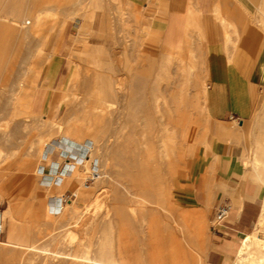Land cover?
Segmentation results:
<instances>
[{"label": "rangeland", "instance_id": "obj_1", "mask_svg": "<svg viewBox=\"0 0 264 264\" xmlns=\"http://www.w3.org/2000/svg\"><path fill=\"white\" fill-rule=\"evenodd\" d=\"M26 1L29 5H34L36 11H40V14L43 15V22L21 38L16 33L7 35L0 32V88H3L0 89V101L4 103L0 106V128L5 127L9 118L6 115L10 112V106L5 103L7 98L11 95L18 97V93L14 94L13 91L9 90L10 83L17 80L18 83H21L26 80V69L31 67L27 53H30L31 49L40 47L44 50L50 44L47 51L41 55L40 59L36 60V66L32 68L42 69L37 89H40L49 78L47 59L52 51L57 53L55 57L60 63L56 71L52 70L54 77H57L55 82L57 89H53L51 93H56L59 89L64 103L58 104L56 114L53 116L51 115L52 105L49 102L45 112L47 118L61 119L69 109L70 112L81 110L82 105L78 101L74 110L73 104L69 106V102L64 100V96L68 92L70 78L74 76L77 69H93L90 67L105 69L106 75L113 74L109 69H121V71H115L113 75H119L118 77L115 76V79L119 81L121 78V84H125L127 90L124 88V93L132 90L127 88L129 83L131 84L129 87L133 84L129 70L140 69L145 74L150 73L149 79L144 82L148 86H146L147 90L145 88L143 90H146L149 95L143 91L145 95L143 100L146 105L145 108L143 107L142 113L140 111L139 116L137 112L134 114L138 108L131 105L130 98L123 97L121 91L120 94L123 96L119 95L121 99L118 97L115 100L116 104L111 106L114 108L112 111L117 109L118 112L115 111V115L117 114L119 122H116L117 118L115 117L117 116H112L114 114L112 112L102 120V125L105 126L104 130L106 128L107 134H105L109 136L107 138L109 145L118 141V149L121 155L122 153L125 155L122 151L126 149L133 152L134 148H128L126 145L131 138L134 144L137 140L142 142L151 138L150 144L148 143L149 151L146 152L153 155L155 153V158L152 156V160L147 159L145 166L158 177V179L155 177L157 195L153 194L154 188L150 181H147L145 185L140 184L142 183L141 177H133L130 174L129 163L125 162L124 159L123 161L122 159H114V163H111L109 167L108 164L100 165V170H98L102 173L104 181L91 177L90 174L93 169L89 168L84 175V185L77 192L72 187L66 188L62 195L57 190L48 191L46 181L51 180V176L54 174H62L66 167V160H73L74 156L65 157L66 160H62L60 166L58 162L56 164L48 163L45 156L42 160H38L39 155L34 140L38 138L41 132L44 130L46 132L48 129L40 128L35 123H30L25 127L23 119L32 120V115L24 113L20 115V120L11 123V126L6 128L7 135L2 138V144H0V211L4 228L0 236V264L34 262L39 261V258L41 261L40 249L33 246H45L49 249H59L75 254L79 258L68 257L69 260L67 258L66 264H77L76 262L81 261L80 255L86 251L89 255L96 256L98 245H104L105 250L114 247V245H116L115 247L121 246L131 256L130 261H135L136 264H226L227 261L228 264H233L236 259V249L248 232L258 231L264 237V230L259 231L258 222L264 205V177L259 171V175L262 174V176L258 175L257 168L254 166L257 140L264 138V129H260V120L264 117V93L258 101L254 115L246 120L241 127H239L238 122L234 124L239 129L235 141L241 147V159L246 169L238 186L221 198L222 200L227 198L230 212L229 216L217 226L218 229L222 230V237L220 238L213 230V219L218 202H206V206L203 207L187 208L176 201L174 195L176 178L186 173L199 146L207 143L215 131L220 128V124L207 115L205 103L201 106V99L196 97L201 87L207 88L208 81L205 65L200 60L204 59L203 55L201 52L193 53L191 51L197 43L187 33L183 36V41H169L162 34L160 25H156L155 20L150 18L142 8L122 0H34V2L33 0H24V2ZM253 1L254 4L250 13L251 22L260 35L264 37V21L260 19L264 14V2L262 3L261 0ZM17 2L12 0L7 4L14 5ZM70 12L77 15L69 14ZM6 19L9 22L13 21L10 18ZM83 23H87L90 31L86 46L82 50L85 56L81 51L74 49V38L78 35L77 32ZM49 37L52 38L50 43ZM7 38H12V41H6ZM202 43L205 45L206 41H202ZM166 45H184L181 52L183 61L181 59L176 60L173 56L170 59L166 53L175 51H167ZM96 48L100 50L97 52ZM166 57H168V61L164 60ZM198 60L203 68L200 67ZM188 63L197 65L194 64L193 66V64L189 65ZM183 65L185 67L181 68ZM156 69L162 74L158 75L161 76L158 82L154 81L156 74L152 75V73L157 72ZM193 70L194 72H191ZM181 72L190 74L183 76ZM192 73L195 74L192 75ZM190 80L191 82H189ZM154 85L159 87L156 89V93L164 95L166 102L171 99L170 103L175 104L172 103L173 97H170L172 94H178L179 97L177 96V98L182 97L181 101L183 102L177 98L180 104L176 102L183 110L175 104L174 107L178 109H172L171 112H167L168 114L157 112L152 106L151 91ZM83 90H76L79 96L83 95ZM176 91H178L177 94L174 93ZM179 93H182L185 98ZM17 97L15 101H17ZM80 99L82 98L80 97ZM96 102L95 98L92 97L91 106L96 105ZM163 109H165V105ZM178 110L185 111L184 113L180 111L185 116L176 112ZM119 112L122 113L121 116H119ZM146 113L151 115L150 118L154 116L150 120L151 123L148 122L150 118L146 116ZM109 116L111 119L108 118ZM183 117L184 122L180 119ZM153 118L156 121L152 120ZM41 119L43 118L41 117ZM166 119L174 122L175 127L177 126V129L174 128L168 132L175 135L171 142L172 149L169 158L159 156L155 150L159 147V138L163 133H166V131L161 130L163 126H160L162 125L161 122ZM97 120H93L95 125ZM144 120H147L148 123ZM27 122L29 121L25 123ZM100 122L101 120H98L97 126H101ZM144 123H147L146 126ZM117 127L119 128L117 129ZM120 127L122 128L120 129ZM126 132L128 134L125 135ZM61 140L63 141L64 138L62 137ZM52 142L54 144L58 141L53 140ZM86 142H88L86 144L92 145L91 141ZM153 145L156 148L153 147V149L151 147ZM47 149H49L48 146ZM110 150H114V148L110 147ZM87 151L85 152L86 155L88 154ZM59 154L64 155V153L55 151L49 160L51 162L58 161ZM97 163L98 161L95 159L94 165L97 166ZM58 166L59 170L57 169ZM53 167L55 171L58 170V173L52 171ZM42 174L43 177H41ZM56 182H61V178H57ZM143 189L144 194L141 192ZM136 196L147 199H144L145 203L136 202L134 199ZM69 205L76 207V213L73 217L72 213L67 210ZM8 208L10 213L4 214ZM237 211L241 213L240 223L235 217ZM118 216L119 218H117ZM119 219H122L120 224ZM245 222L248 223V227ZM111 224L112 228H110ZM239 229L243 232L240 233ZM10 234L13 238L10 237ZM213 239L221 241V252L226 255L220 263H217L213 258H208ZM227 240H231L235 249V253L232 251L231 257L225 251ZM32 252L35 254L32 255ZM39 255L41 256L39 257ZM33 256L36 260L32 258ZM81 263L82 261L78 264Z\"/></svg>", "mask_w": 264, "mask_h": 264}, {"label": "crops", "instance_id": "obj_2", "mask_svg": "<svg viewBox=\"0 0 264 264\" xmlns=\"http://www.w3.org/2000/svg\"><path fill=\"white\" fill-rule=\"evenodd\" d=\"M10 1L12 0H0L1 33H4L3 29L5 27L9 28L14 24L17 18L16 12L19 9H35L34 5L31 6L24 0H16L18 1L16 4L8 5L7 3ZM122 1L142 8L150 18L152 17L155 20L156 25H160L162 34L169 41H183V36L187 33L197 43L196 47H192L191 51L193 53L201 51V55L204 57V65L208 75L205 96L206 113L212 120L220 124V128L215 131V134L207 143L199 146L186 173L176 178L174 181V195L176 201L187 208L203 207L206 206V202L212 201L215 203H228L227 198L223 200L221 198L224 195H228L238 186L245 172V165L241 159V147L235 141L239 129L234 124L238 122L240 124L239 127H241L246 120L254 115L258 101L264 93V37L260 35L251 22L250 13L254 1ZM216 7L218 11L215 10L217 9ZM6 18H10L13 21L9 22ZM221 18L229 22L232 19L231 23L234 24V21H236L235 23L238 25V39L236 40V37L232 38L233 40L235 39L234 46L232 44L228 46L227 42L229 39L227 36L229 31L230 36H233L231 33L232 29L223 25ZM4 19H6V22H4ZM236 24L235 26H237ZM11 34L13 35V32L7 35ZM5 40L12 41V38ZM51 40L52 38L49 37V43ZM202 41H206V44L204 45ZM183 46L166 45V48H168L167 51H183ZM48 47L43 50V53L47 51ZM32 51L33 49L30 50V53ZM30 53H27V56L30 58L31 67H27L30 70L26 73V80L21 83H18V80L12 81L9 90L13 91L14 94L18 93L21 84L25 87L23 97L28 101L32 114L39 115L43 119L58 120L55 117L47 118L45 116L46 106L49 102L52 105L51 115L53 116L56 114L58 104L63 102L59 89L56 93H51L53 89H57L55 85L57 77H54L52 73V70L56 71L60 64L55 57L57 53L52 51L50 53L51 57L49 55L47 59L49 78L40 89L36 87L39 86L42 69H32L37 62ZM14 101L15 98L11 95L5 103L13 109ZM3 104V101H0V106ZM34 105L37 109H35L36 107L34 108ZM6 115L10 117L9 113ZM0 144H2L1 136ZM80 167L81 169H79ZM58 170L55 171L54 167L52 168L55 173H58ZM81 173L82 166L80 164L72 161L67 162L62 174L49 175L51 180H45L48 184L46 187L48 191L57 190L61 195L68 187L74 188L77 192L82 186L79 179ZM41 177H43V174ZM57 178H61V182L57 183ZM207 183L212 186L211 190L207 189V186H209ZM235 217L238 218L240 223L241 213L237 211ZM245 225L249 226L247 222H245ZM213 230L218 237H222L221 229L215 227ZM239 230L240 233L243 232L241 229ZM221 244L220 240L213 239L208 253V258H213L217 263L222 262L226 256L221 252ZM226 246L225 251L231 257L232 251L235 253L231 240H227ZM226 264H228V261Z\"/></svg>", "mask_w": 264, "mask_h": 264}, {"label": "bare ground", "instance_id": "obj_3", "mask_svg": "<svg viewBox=\"0 0 264 264\" xmlns=\"http://www.w3.org/2000/svg\"><path fill=\"white\" fill-rule=\"evenodd\" d=\"M93 1V0H92ZM262 3L264 2L263 0H261ZM264 6V5H263ZM215 7V6H214ZM262 8V6H260ZM217 8V7H216ZM218 11V8L215 9ZM214 10V12H215ZM264 12V11H263ZM218 13V12H217ZM69 14H73V13H69ZM220 14V13H219ZM74 16L77 14H73ZM227 15V14H226ZM16 16L17 18L14 21V24L12 26L5 27L3 29V32L8 34V33H16V35L21 38L23 36H25L26 34L32 32V30H34L39 24H41L43 22V15L40 14V11H36L35 9H19L16 12ZM73 16V17H74ZM219 16V15H218ZM223 16V15H221ZM230 16V15H229ZM226 17V16H225ZM232 17V16H231ZM259 17V16H257ZM264 14L262 16V18L260 17V19L262 21H264ZM222 19V23L223 25H225L226 27H230L232 29V34L233 36H230L229 32H228V39L231 40L232 38L236 37V40L238 39L237 35L239 34V31L237 28L238 25L235 23L236 21H234V24L231 23V21H227L224 18ZM235 24L237 26H235ZM264 25V23H263ZM227 27V28H228ZM264 27V26H263ZM12 31H11V30ZM191 29V28H190ZM196 31V30H195ZM89 28L88 25L86 23H83L80 28L79 31L77 32L78 35L74 38V49L75 50H79L82 53V50L84 49V46H86L87 43V38H88V33H89ZM200 32V31H199ZM227 32V31H226ZM191 34V33H190ZM231 34V35H232ZM196 35V34H195ZM200 35V34H199ZM199 35H197L199 37ZM196 36V37H197ZM202 37V36H201ZM201 39V38H200ZM199 40V39H198ZM197 40V41H198ZM202 40V39H201ZM200 40V41H201ZM228 40V46L229 45H235V39L232 41ZM104 46V45H103ZM195 48V47H194ZM86 49V48H85ZM90 49V47H89ZM197 49V48H196ZM199 49V48H198ZM100 49L96 48V51L98 52ZM73 51V50H72ZM90 51V50H89ZM95 51V52H96ZM196 51V50H194ZM199 51V50H198ZM88 52V51H86ZM85 52V53H86ZM182 51H176L175 52H168L166 53L167 56H169V58L171 59V57H175L176 60L177 59H181L182 58ZM201 52V51H200ZM75 53V52H74ZM197 53V52H195ZM31 56H33L34 60H37L38 58L40 59L41 55L43 54V49L42 48H36L34 49L31 53ZM84 54V52L82 53ZM199 54V53H198ZM203 54V53H202ZM231 54V53H230ZM165 55V54H164ZM83 56V55H82ZM85 56V54H84ZM230 56V55H229ZM228 56V57H229ZM76 57V56H75ZM92 57V56H91ZM96 57V56H95ZM164 57V56H163ZM161 58V57H160ZM174 58V59H175ZM193 58V57H192ZM30 59V58H29ZM164 59V58H163ZM172 59V60H174ZM91 60V59H89ZM94 60V59H93ZM164 60L168 61V57H166ZM182 60V59H181ZM201 63H204V59H200ZM92 61V60H91ZM183 61V60H182ZM199 61V60H198ZM103 62V61H102ZM105 62V61H104ZM108 62V61H106ZM92 63V62H91ZM95 63V62H94ZM163 63V62H162ZM161 63V64H162ZM182 63V62H181ZM197 63V62H196ZM200 61L199 64L201 65ZM106 64V63H105ZM186 64V63H183ZM189 64V63H188ZM187 64V65H188ZM191 65L193 63H190ZM189 64V65H190ZM195 64V63H194ZM193 64V66H194ZM101 65V64H100ZM163 65V64H162ZM161 65V66H162ZM197 65V64H195ZM92 66V65H91ZM105 66V65H104ZM199 66V65H198ZM160 67V66H159ZM158 67V69H159ZM170 67V66H168ZM177 67H179L177 65ZM185 67V65H183L181 68ZM197 67V66H196ZM195 67V68H196ZM200 67L203 68V65H201ZM83 68V67H82ZM89 68V67H87ZM93 69H77L76 73L74 74V76L72 78H70V82L69 84V88L68 92L65 94V98L64 100L68 101L69 106H71V104H73V108L74 110L75 108V104L78 103L82 105L81 110H75L70 112L71 110L69 109L68 112H66V114L64 115V117H62L61 119L58 120H52V119H41V117L39 115H34L32 114L31 110H30V106L28 101L23 97V93L25 92V87L22 86L20 84L19 86V90H18V97H17V101H14V106L13 109H11L10 107V117L8 119L7 124H5V127H1L0 128V136L2 138H4L7 135V127L11 126V123L20 120V115L24 114V113H29L32 115V120H28V119H23V125H25V127L27 125H29L30 123H35L37 126H39L40 128H47L48 131L46 130V132H41V134H39L38 138H36L34 140V144L36 146V151L39 155L38 160H42L43 156L46 157V160L48 161V163H53L56 164L58 162V164H60V162L62 160H66L65 157L67 158V156H74L73 160L67 161V162H75L77 164H80L82 166V173L79 175V179L82 183V185H84L83 181H84V175L86 173V171L90 168L93 169L92 173L90 174L91 177L93 178H98L101 179V181H104V178L102 177V173L99 171V167L100 165H104V164H108V167L111 165V163H114V159H124L125 162L129 163L128 168H129V172L130 174L133 175V177H138L142 179V183L140 184H146L147 181L151 182L150 184L153 185L152 187L153 189V194L157 195L156 193V186H155V180L158 179L157 175L153 174L150 172L149 168L146 167L145 165L147 164V159L150 161L153 159L152 156L155 155V151L153 152V154H147L146 151L148 150L149 147V140L151 139H145L144 141L140 142V140L135 141L136 143H132V138L130 139V141H128V144H126L133 149V152H131V150L126 149L124 152L125 155L120 154V150L118 149L119 144L118 141L114 143H112L113 145H109L108 143V135H106L107 133L104 130V127L102 125V120L104 118H106L108 116L109 113L114 112V114L112 116L115 115V111H117V109H115L114 111H112V104H114L116 101V99L121 96L126 97V98H130V103L131 105H135L136 108H138V110L134 111V114H136L135 112H137L138 116H139V112L144 110L145 108V102H144V93L143 91L146 92V86L144 82L147 81L149 78V74H145V72H143L140 69H131L129 70L130 74L132 76V80H133V84L131 87H129L131 84L129 83V86H127V88L132 89L130 92H126L124 93V88L126 89V86L121 84V78L119 81H117V79H115V76L118 77L117 75H113L114 72L120 70L121 69H109L112 71V75H106L105 74V69H94V67H90ZM180 68V67H179ZM158 69H156V73H152L156 74L154 77V81H159V77L158 76L160 74V72H158ZM194 69V68H193ZM197 69V68H196ZM30 69H26V71L28 72ZM154 70V69H153ZM162 70V69H161ZM187 70V69H186ZM195 70V69H194ZM191 71V72H194ZM119 71V72H120ZM183 72V70H181ZM190 71V70H189ZM181 72V74H183ZM162 73V72H161ZM164 73V72H163ZM118 74V73H117ZM120 74V73H119ZM190 74V73H185L183 74ZM195 73H192V75ZM162 75V74H160ZM120 76H122L120 74ZM189 76V75H188ZM124 77V76H123ZM125 78H127V76H125ZM152 78V76H151ZM189 78V77H188ZM187 78V79H188ZM131 79V78H130ZM194 79V78H193ZM167 80V79H166ZM125 82V81H123ZM122 82V83H123ZM131 82V81H130ZM187 82V80L184 82V84ZM191 82V80L189 81ZM204 83V82H203ZM118 84V86H117ZM159 84V83H158ZM172 84V82H171ZM186 85V84H185ZM198 85V84H197ZM146 90H143V89ZM159 87L156 85L152 86V94L151 96L153 97V105L156 109V111L164 113L166 112V114H168L167 112H171L172 109L176 110V109H181L178 105L180 104L177 99H180L179 101H181L182 97L177 98L178 96V91L174 92L177 95H171L170 97H173L172 103H175L177 105V102L179 103L177 106L178 108L174 107L175 104H171L170 101L168 100V102H166L165 100V96L164 95H159L156 93V89H158ZM3 89V88H0ZM66 89V90H67ZM78 89H84L83 90V95L79 96V93H77L76 90ZM149 89V88H148ZM162 89V88H161ZM127 90V89H126ZM150 90V89H149ZM180 90V89H179ZM123 92V95L120 94V92ZM129 91V90H128ZM184 92V91H183ZM136 93V94H135ZM146 94H148L146 92ZM180 94V93H179ZM182 94V93H181ZM180 94V95H181ZM121 95V96H119ZM149 95V94H148ZM182 96L184 97V95L182 94ZM205 96H206V87L203 86L200 88L199 92H197V99H201V106L202 104L205 103ZM16 97H14L16 99ZM80 97L82 99H80ZM92 97L95 98L96 105L91 106V102H92ZM150 97V96H149ZM148 97V98H149ZM179 97V96H178ZM124 98V99H126ZM176 100H175V99ZM185 98V97H184ZM121 99V98H120ZM119 99V100H120ZM146 99V98H145ZM162 99V100H160ZM167 99V98H166ZM123 100V99H122ZM175 100V102H173ZM177 101V102H176ZM121 102V101H120ZM119 102V105H121ZM183 102V101H181ZM64 103V102H63ZM151 103V102H150ZM116 104V103H115ZM149 104V103H148ZM193 104V103H192ZM165 105V109H163V106ZM184 105V104H183ZM188 105V104H187ZM112 106V107H111ZM261 106V105H260ZM115 107V106H114ZM120 107V106H118ZM144 107V108H143ZM184 107V106H183ZM193 107V106H192ZM72 108V109H73ZM117 108V106H116ZM264 108V107H263ZM132 109V108H131ZM153 109V107H152ZM185 109V107H184ZM119 110V108H118ZM122 110V109H120ZM183 110V109H181ZM178 110L176 112H179V114L181 112H185V111H181ZM186 110V109H185ZM260 110V109H259ZM154 111V109H153ZM181 111V112H180ZM118 112V111H117ZM146 112V109H145ZM81 113V114H80ZM128 113V112H127ZM140 113V114H141ZM153 113V112H152ZM259 113V112H258ZM122 114V113H121ZM120 112H119V116H121ZM145 114V113H144ZM143 114V115H144ZM156 114V113H155ZM154 115V113H153ZM178 115V114H177ZM176 115V116H177ZM182 115V113L180 114ZM180 115H178L180 117ZM184 115V114H183ZM182 115V116H183ZM117 116V114L115 115ZM114 116V117H115ZM130 116V115H129ZM137 116V115H136ZM146 116H151L148 113H146ZM155 116V115H154ZM152 116V117H154ZM170 116V115H169ZM168 116V117H169ZM181 116V117H182ZM185 116V115H184ZM123 117V116H122ZM135 117V115H134ZM145 117V118H148ZM151 117V118H152ZM161 117V115H160ZM83 120H80V119ZM110 118V116L108 117ZM117 118L116 122L118 121V116L115 117ZM125 118V117H124ZM133 118V117H132ZM138 118V117H136ZM150 118V117H149ZM148 118V119H149ZM151 118L148 120V122L151 120ZM171 118V117H170ZM256 118V117H255ZM94 119H98L101 120V126H97L98 125V120L96 122V125L93 123ZM111 119V118H110ZM113 119V118H112ZM141 119V118H140ZM172 119V118H171ZM184 119L183 118H180ZM261 119V118H260ZM122 120H124L122 118ZM147 120H144V122ZM152 120H155L154 118ZM206 120V119H205ZM26 121H29L27 123H25ZM156 121V120H155ZM160 121V120H159ZM258 121V120H257ZM106 122V120H105ZM115 122V123H116ZM119 122V121H118ZM147 122V123H148ZM152 121H150L149 123H151ZM158 122V121H157ZM184 122V121H183ZM197 122V121H196ZM261 122V123H260ZM260 129H264V117L260 120ZM108 123V121H107ZM121 123V122H120ZM133 123V122H132ZM146 123V124H147ZM154 123V121H153ZM156 123V122H155ZM122 124V123H121ZM143 124V123H142ZM145 124V123H144ZM145 124V126H146ZM163 126V128L161 129L162 131H166V133L162 134L161 137L159 138V147L156 148L154 147L155 145L151 146L152 148H156V154H158L159 156H166L169 158V154H170V150L171 148V142L174 140L173 138L175 137V135L168 133L169 131H171L172 129L176 128L174 126V122L169 121L168 119H166L165 121L161 122ZM128 125V124H127ZM141 125V124H140ZM2 126V125H1ZM109 126V125H108ZM107 126V127H108ZM144 126V125H143ZM156 126V125H155ZM112 127V126H111ZM124 127V126H123ZM128 127V126H127ZM135 127V126H134ZM119 127H117L118 129ZM122 127H120L121 129ZM126 128V127H124ZM145 128V127H144ZM155 128V127H153ZM137 129V128H136ZM139 129V128H138ZM148 129V127H147ZM146 129V130H147ZM152 129V128H151ZM177 129V128H176ZM111 130V129H110ZM129 130V129H128ZM131 130V129H130ZM142 130V129H141ZM149 130V129H148ZM110 132V131H108ZM136 132V131H135ZM177 132V131H176ZM106 133V134H105ZM117 133V131H116ZM123 133V132H122ZM137 133V132H136ZM159 133V132H158ZM128 134L127 132L125 133V135ZM112 135V134H111ZM117 135V134H116ZM159 135V134H158ZM107 136V137H106ZM120 136V135H119ZM135 136V135H134ZM146 137V135H144ZM160 136V135H159ZM234 136V135H232ZM64 138V140L62 141L61 138ZM112 137V136H111ZM128 138V137H127ZM119 139V137H118ZM53 140H56L58 142H55L53 144ZM61 140V141H60ZM117 140V139H115ZM185 140V139H184ZM86 141H91L92 145H88L86 143ZM120 141V140H119ZM122 141V140H121ZM124 141V140H123ZM153 141V140H151ZM110 142V141H109ZM122 143V142H121ZM124 143V142H123ZM149 143V144H148ZM152 143V142H151ZM134 144V145H133ZM155 144V143H154ZM184 144V143H183ZM122 145V144H121ZM141 145V146H140ZM173 146H175V144H172ZM47 146L49 149H47ZM111 148H114V150H110ZM125 147V146H124ZM150 147V148H151ZM126 148V147H125ZM153 148V149H154ZM174 148V147H173ZM86 150H88V154L86 155L85 152ZM55 151H58L59 153H64V155H60L59 154V159L58 161H52L49 160L51 155L53 153H55ZM146 152V153H145ZM256 156L254 157V166H256L257 168V173L258 171L261 174L262 177H264V138L262 139H258L257 140V145H256ZM150 153V152H148ZM176 153V152H175ZM174 153V154H175ZM177 154V153H176ZM176 157V156H175ZM151 158V159H150ZM155 158V156H154ZM166 158V159H168ZM174 158V157H173ZM72 159V158H71ZM95 159H97L98 163L97 166L94 165ZM159 159V158H158ZM162 159V158H161ZM69 160V159H68ZM114 160V161H113ZM163 160V159H162ZM171 160V158H170ZM169 160V161H170ZM121 161V160H120ZM168 161V162H169ZM172 162V161H170ZM50 165V164H49ZM48 165V166H49ZM51 166V165H50ZM163 166V165H162ZM94 167H97V169H94ZM135 168L134 170H131ZM156 168V167H155ZM99 169V170H98ZM246 169V168H245ZM170 170V169H169ZM171 172V171H170ZM168 173V172H167ZM109 174V173H108ZM159 174V173H158ZM164 174V173H163ZM259 175V173H258ZM130 177V175H128ZM160 176V175H159ZM162 176V175H161ZM260 176V175H259ZM260 176V177H261ZM156 177V179H155ZM166 177V176H163ZM49 178V177H47ZM46 178V179H47ZM165 179V178H164ZM163 180V179H162ZM209 180V179H208ZM158 182V181H157ZM156 182V184H157ZM209 182V181H208ZM264 182V181H263ZM163 183V182H162ZM211 183V182H209ZM207 185L210 186V184L207 183ZM207 186V189L209 188L211 190L212 186ZM208 189V190H209ZM151 191V190H150ZM161 191V190H160ZM144 194V189L141 191ZM146 192V191H145ZM162 192V191H161ZM147 193V192H146ZM160 193V192H159ZM209 193V191H208ZM164 194V193H162ZM210 194V193H209ZM211 196V195H210ZM142 198V197H141ZM139 198V196H136L134 199L136 202H140V203H145L144 199H147L145 197ZM209 199V198H208ZM70 203V202H69ZM142 205V204H141ZM118 209V208H117ZM68 211H70V213H72V217L74 216V214L76 213V207L74 205H69ZM117 211V210H116ZM119 212V211H117ZM116 212V213H117ZM230 212V211H229ZM10 213V209L8 208L7 210L4 211V214H9ZM12 213V211H11ZM100 215V214H99ZM118 215V213L116 214ZM229 215V213H228ZM127 216V215H126ZM116 217V216H115ZM119 218V216L117 217ZM79 220V219H78ZM120 220L119 219V224H120ZM147 220V219H146ZM110 221V220H109ZM112 221V220H111ZM110 221V222H111ZM109 222V225H110ZM117 222V220H116ZM148 222V221H147ZM258 222H259V231L264 230V205H263V209L262 212L259 215L258 218ZM14 224V223H13ZM117 224V223H115ZM109 227V226H108ZM112 228V224L111 227ZM197 228V227H196ZM12 233V231H11ZM118 233V232H117ZM13 234V233H12ZM12 234H10V237H12ZM15 236V234H13ZM17 236V235H16ZM17 238V237H15ZM117 238V237H116ZM44 246V245H43ZM116 245H114L115 247ZM34 248H38L40 249V254L39 257L41 256V261L39 258V261H28L26 263H18V264H66L67 263V258L68 257H77V255L69 253V252H65V251H61V250H54V249H49L47 247H41V246H33ZM73 247V246H72ZM109 247V249L105 250L104 245H98V251H97V255H89L88 251H86L84 254L82 253V255H80L81 257V264H136L135 261H130L131 260V256L129 255V253L127 251H125L121 246H117V247ZM64 248V247H63ZM66 248V247H65ZM77 248V247H76ZM35 252V251H34ZM36 253V252H35ZM32 252V255L35 254ZM8 254V253H7ZM36 257V256H35ZM57 259H54L56 258ZM34 258V256L32 257ZM37 258V257H36ZM59 258V259H58ZM38 259V258H37ZM34 260H36L34 258ZM69 260V258H68ZM73 261V260H72ZM79 260V262H76L77 264L81 262ZM75 262V261H74ZM233 264H264V237H262L259 232L257 231H250L248 232L241 240V244L237 247L236 249V259L234 261Z\"/></svg>", "mask_w": 264, "mask_h": 264}, {"label": "built area", "instance_id": "obj_4", "mask_svg": "<svg viewBox=\"0 0 264 264\" xmlns=\"http://www.w3.org/2000/svg\"><path fill=\"white\" fill-rule=\"evenodd\" d=\"M229 211H230V205L227 202H219L216 205V212H215V216L213 219V222H214L213 228L217 227L225 220V218L228 216ZM3 231H4V228H3V221H2V213L0 211V236Z\"/></svg>", "mask_w": 264, "mask_h": 264}]
</instances>
